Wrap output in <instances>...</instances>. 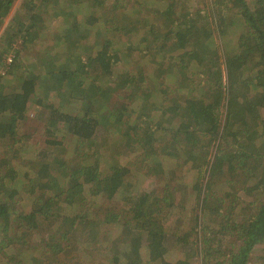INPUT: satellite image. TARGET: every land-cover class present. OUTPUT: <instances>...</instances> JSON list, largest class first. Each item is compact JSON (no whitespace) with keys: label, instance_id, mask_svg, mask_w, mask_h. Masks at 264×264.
Listing matches in <instances>:
<instances>
[{"label":"trees","instance_id":"16d2710c","mask_svg":"<svg viewBox=\"0 0 264 264\" xmlns=\"http://www.w3.org/2000/svg\"><path fill=\"white\" fill-rule=\"evenodd\" d=\"M14 3L0 0V26ZM69 4L74 12L64 10ZM146 4L157 11L150 12ZM83 6L96 14L80 16ZM120 9L128 20L120 19ZM59 17L72 22L53 36L58 43L49 47L44 72L38 77L17 73L11 81L14 88H0V138L9 146L0 157L4 174L0 175V243L12 233L9 240L17 252L10 261L37 249L30 253L31 261L45 264L41 248L47 246L33 240L35 230L50 251L60 245L56 240L64 238L68 225L79 239L77 232L81 240L94 244L97 232L86 236L80 231L88 220L95 222L98 217L99 206L86 205L90 197H101L109 207L119 205L129 218V235L136 230L147 235L145 246L133 238L128 252L116 255L111 264L154 262L170 251V237L175 238L176 252H185L187 243L178 234L186 216H173L175 208H180L174 207V193L170 200L162 192L146 193L132 183L131 176H139L136 170L143 156H149V163L160 169L162 160L171 164L179 158L193 172L190 185L182 190L191 194L193 203L191 254L201 251L203 264H251L252 252L264 242V200L247 203L238 194H220L218 185L237 181L232 171L235 164L250 170L253 159L264 158V55L248 47L244 30L233 46L221 37V52L213 45V30L224 35L232 17L236 18L264 53V0H19L3 32L6 46L18 40L21 45L31 42L47 20ZM99 20L112 30H96L94 43L83 44ZM130 56H137L139 63L127 69L124 60ZM142 61L152 73L151 83L143 77ZM130 70H135L133 78ZM165 74L173 76L177 98L170 99L159 89L158 80L167 78ZM50 94L58 103L49 106L47 122L30 128L29 103L34 100L46 107ZM39 129L44 130V146L39 140L29 141ZM59 147L65 152H57ZM107 152L115 157L114 162ZM22 154L30 156L20 167L9 164L8 156ZM197 158L203 161L205 176L196 182ZM258 174H264V165ZM183 175L181 182L190 174ZM240 177L248 196L258 194L252 184L255 178ZM126 187L129 202L120 199ZM23 193L32 199L29 208L23 206ZM172 219L175 226L168 229L166 224ZM61 224L64 229L55 240L50 231ZM43 226L47 227L44 233ZM27 239L35 243L23 248ZM175 264L185 263L178 260Z\"/></svg>","mask_w":264,"mask_h":264},{"label":"rangeland","instance_id":"374dc122","mask_svg":"<svg viewBox=\"0 0 264 264\" xmlns=\"http://www.w3.org/2000/svg\"><path fill=\"white\" fill-rule=\"evenodd\" d=\"M18 3H19V0H15V3L13 4L9 15L5 18V20L0 26V88L6 91H8L9 88L10 89L14 88V84L11 83V81H13V78L15 77L17 73H21L23 75L31 74V76L33 75V76L38 77L44 72V66L46 65V63H48V59H49V56H47V53L49 54L51 50L49 49V47L53 48V46L57 45L58 43V42L53 41L52 39L53 36L55 34H58L64 31L68 26H70L72 22L71 20H68L67 23H65L64 19L60 17L57 19H53L49 22L47 20L46 22L47 25L40 27L41 28L39 30L40 33L35 34L31 42L24 43L23 45H21V41L18 40L17 42H14L10 48H8V46H6L7 37L6 35H3V32L5 31L7 25L9 24L14 14V10L16 6L18 5ZM199 5L202 6L203 3L201 2L199 3ZM131 6L132 4H130L129 8L126 10L129 11ZM146 6L150 10V12L154 13V11H157V10L150 8L151 4H146ZM64 7H65L64 10L66 12L68 9H69V12L70 11L74 12L76 10V9L75 10L72 9V5L70 4ZM148 9L146 12H148ZM78 11H79L80 16H82L83 14V16H86V18L89 16L88 14L90 15L96 14V10L90 7H85V6L81 7ZM205 13H207V11ZM118 16L122 20H128L129 18L128 14L126 16L122 15V9L118 11ZM102 22H103L102 20H99L98 23L91 28V31L89 32L88 37L83 40L82 42L83 44L92 45L94 43L95 37L93 38V36L96 30H100V32H103L106 29L112 30V28L108 25H106L104 28ZM205 22L208 23L209 19H207ZM228 22L229 21H227V23ZM207 26L210 27L209 23L207 24ZM76 30H78V27L76 28ZM243 30L246 33V37H244V39L248 47L251 50H253L254 53L261 54L263 56L264 53L261 51V48L258 47L256 39L254 38L251 31L247 27L244 28L243 24L241 25V23L236 18H233V17H232V20H230L228 24V28L224 35L219 36L218 32L216 30H213V33H214L213 45H218L219 49L222 52V38L221 37L224 36V39L231 46H233L232 43L236 44L238 42V39H239L238 37L243 33ZM135 39H137V37H135ZM118 46H120L118 43H114V47H118ZM93 47L97 48L98 43L96 42L92 46V48ZM94 48L92 49L93 52L95 51ZM54 49L59 50L60 47H55ZM44 52L45 54L43 55ZM78 53L80 55V52ZM6 54L14 55V59L12 63H15L16 65L12 63L9 66L5 65L3 57ZM124 62L127 65V67L125 68L130 69L131 67H134L135 65L139 63V59L137 56H130L127 59H125ZM165 62H168V61H165ZM142 64L144 65L142 67V69L144 70L143 77H145L146 82L151 83V80H149V76H151L152 73L148 71V66L145 62L143 63L142 61ZM125 68L121 67L119 68V70H123ZM194 70H195L194 65L190 66L189 71L192 72ZM129 74H132V78H133V75H135V70L129 72ZM165 76L167 77L166 74ZM173 80H174L173 76H168L167 78L162 77L160 80H158V83H160L159 89H161L162 92L167 94L170 99L177 98L179 95L178 89L175 88V84ZM149 98L150 100H154L153 95H150ZM57 103H58V98L53 96L52 94H50L47 100L44 102L46 107H43L42 105L37 106V103H35L34 100L30 102L28 106V111H27V118L29 120L28 125L30 126V128H34L33 126L42 124L44 122L46 123L47 122L46 118L48 119V115L50 112L49 106L51 104L56 105ZM139 103L141 104L140 101H138L136 104H139ZM253 103L258 104L257 102H253ZM261 112H262V115H264V109H262ZM43 132H44L43 129H39L38 134L36 135L33 132L32 136L29 138V141L34 143L36 140H39L42 146H44L45 144L43 140L45 138L43 136ZM54 139L57 140L58 137ZM131 140H134V139L131 138ZM53 148L54 146H51V149ZM4 151L8 153L9 146L6 145L4 140L0 138V157ZM10 152L12 151L10 150ZM57 152L63 153L65 152V149H63L62 147L60 149L59 147L57 149ZM22 155L23 157L19 155L18 157L13 156V158H10L8 156L9 164L20 167L21 164L27 161V159L25 158L30 156V154L26 156L24 154ZM106 155L108 156L111 162L115 161V157L112 155L111 152H107ZM143 159H144L143 160L144 162L141 163L142 166L139 168V170H136L139 176L137 177L135 174L131 176V178L133 179L132 183H135V182L138 183L139 189L142 191H145L146 193L152 192L153 194H157V193L162 192L161 196L163 195L165 197H168L170 200H173V194L171 193L172 192L174 193V203H173L174 207L178 206L180 208H175V212L173 216L175 217H178L179 215H182L183 217L186 216L185 222H183V226L185 227L181 228L182 231L178 235L183 237L185 239V242L187 243V244L184 243V241L181 243V244H186V246H183L185 248V252L181 250L182 252H179L178 254V250L176 252V248L173 247L172 245V243L175 242V238L170 237L169 242H171V246L169 245L167 247V249H169L170 251L166 252L162 258L157 259L154 262H145L143 264H175L178 260H182L185 264H203L202 263L203 260L200 255L202 254L201 251H198L196 253L193 250V252L195 253L191 254L190 246H191V243H194V238H195L194 230L192 228L194 220L193 219L191 220V216L193 217V214H191V211H190V209L193 206V203L191 201V194L182 193V190L184 188H187L190 185L191 176L193 174L192 170L187 169L184 166V162H182V160L179 158L175 160L174 162L172 161L173 163L171 164L167 163L168 162L167 160H162V163L160 162L162 164V169H160L159 167H156L152 163H149L151 161L149 156H143ZM101 161H102V166L108 169L109 165L105 164L106 162H104V160H101ZM195 161H196L195 164L199 166V168L195 167V174L197 175L195 176V180L197 182V181L203 180L204 179L203 176L205 175H203V172H202L203 171L202 168L204 167L201 166L203 164V161L199 160V158H197ZM253 162H255L254 167H252L250 170H245V168H242L241 167L242 163H239L238 165L235 164L236 167H234L232 171L235 173L234 176L236 174L238 175L237 181L236 180L235 182L228 181V185L225 183H222V184L220 183L218 185V187H220L218 192L220 194H222V192L224 191H226L225 193L227 194L229 193L231 194L235 193L236 195L238 194V197L242 196V198L245 199L247 203L255 202L256 204L257 201L259 202V200L263 201L264 200V174L259 175L258 172H259V169L262 168V165H264V158H261L260 160L253 159ZM191 164H193V162ZM226 171L230 172L231 170L228 168V170ZM183 173H187L190 175L187 180L181 182V179L184 177ZM241 174H247L255 178L252 184L254 186V189L257 190L258 194L254 193L252 194V196L251 195L248 196L249 194H247L245 192V189H243L244 188L243 185H245V183L241 181V177H240ZM0 175H4V174L0 173ZM226 180H228V178H226ZM185 182H187V184H185ZM128 190H129L128 187H126L123 190L124 193L126 194L124 193L121 194L120 196L121 200H124V201L126 200L127 202H129L130 197L128 195L130 194L128 193ZM253 191L254 190H252V192ZM26 194L27 193L22 194V197L24 199H26V197L28 196V194L27 195ZM214 195H217V194H214ZM244 195H247V196H244ZM180 200L183 201L184 205L183 203L182 204L177 203ZM31 201L32 199H29V200L26 199L23 203V206L26 208H29ZM86 205L89 206L90 208L99 206L96 212V215L98 217H95V222L92 220H88L85 226H82L80 229L82 234L84 233L86 236H94L96 235V232H97V237L93 239L95 243L93 244L90 241L81 240L83 239V237L79 232H77L78 236L81 238L79 239L76 235V232H72L73 227L71 225H68V227L66 228L68 230L66 231V233L63 234L64 238L60 240H56L59 238L58 231H60V229H64V227L61 224L59 225L58 228H56L55 231L52 229H51L52 231H50L51 233H55L54 239L56 240V242L60 243V245L52 249L53 251L52 250L50 251L47 249V247L48 248L50 247L49 245H46L47 241H43L42 240L43 238L41 236H38L37 235L38 232L35 230L34 233L32 234L33 240L42 246H47V247L41 248L43 251V254L46 253V256L44 257L45 264H111L112 259L116 257V255H120L121 257H123V254L125 255V253L128 252V250L126 249H128V247L131 245L130 242L131 240H133V238H135V240L138 241L139 245L141 246L146 245V242H147L146 232L141 231V230H136L130 233L131 235H129L128 229H127L129 218L124 216V212L118 209L119 205L114 206V207L112 206L109 207L108 204H104V201L101 197L88 198ZM174 226L175 225L173 223V219L166 224V227L168 229H172ZM43 227L45 228H42V233H44L47 228L46 226H43ZM22 231L24 232V228ZM69 233H71L70 239L65 242V240L67 239V234ZM11 237H12V233L9 238ZM3 238H6V239L0 243V264H31L32 262L31 252L33 251L30 249L18 254L17 257H14L10 261L11 257H13V254H16L17 251L15 248H13V244L12 242H10L8 237L5 236ZM34 241L27 239V244L23 248H26L27 246L34 244L35 243ZM210 243H213V242L211 241ZM91 244L93 245L90 248ZM192 248L195 249L194 245L192 246ZM33 253H37V249ZM261 257H264V242L259 243L257 245V248L254 249V251L252 252L251 264H262L264 262V259ZM57 258H61V260H58Z\"/></svg>","mask_w":264,"mask_h":264},{"label":"built area","instance_id":"2783aa9c","mask_svg":"<svg viewBox=\"0 0 264 264\" xmlns=\"http://www.w3.org/2000/svg\"><path fill=\"white\" fill-rule=\"evenodd\" d=\"M3 58H4L5 65L9 66L13 62L14 55L6 54Z\"/></svg>","mask_w":264,"mask_h":264}]
</instances>
